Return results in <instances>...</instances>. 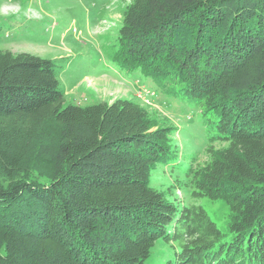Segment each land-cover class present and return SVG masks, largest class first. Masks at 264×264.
<instances>
[{"label":"trees","instance_id":"trees-1","mask_svg":"<svg viewBox=\"0 0 264 264\" xmlns=\"http://www.w3.org/2000/svg\"><path fill=\"white\" fill-rule=\"evenodd\" d=\"M115 59L200 107L187 183L229 233L150 185L178 149L147 108L69 103L53 60L0 49V264H144L160 238L167 264H264V0H132Z\"/></svg>","mask_w":264,"mask_h":264},{"label":"rangeland","instance_id":"rangeland-1","mask_svg":"<svg viewBox=\"0 0 264 264\" xmlns=\"http://www.w3.org/2000/svg\"><path fill=\"white\" fill-rule=\"evenodd\" d=\"M132 0H0V49L29 52L55 62L67 102L89 106L128 99L153 115L157 126L172 129L178 149L173 162L159 163L150 185L180 205L201 204L229 233L230 210L222 199H195L187 183L191 166L203 164L215 130L199 106L187 102L116 59L123 13ZM146 87V100L138 90ZM172 192V195L170 194ZM179 246L160 238L144 264L175 262Z\"/></svg>","mask_w":264,"mask_h":264},{"label":"built area","instance_id":"built-area-1","mask_svg":"<svg viewBox=\"0 0 264 264\" xmlns=\"http://www.w3.org/2000/svg\"><path fill=\"white\" fill-rule=\"evenodd\" d=\"M138 93L140 95V99L142 98V99L146 100V97L149 94V90L146 87H143L140 90H138Z\"/></svg>","mask_w":264,"mask_h":264}]
</instances>
